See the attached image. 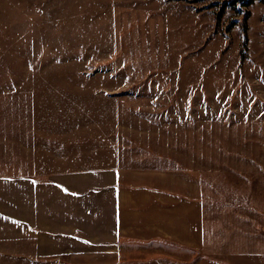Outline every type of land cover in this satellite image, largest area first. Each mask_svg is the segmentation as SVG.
Instances as JSON below:
<instances>
[{
  "label": "rangeland",
  "instance_id": "rangeland-1",
  "mask_svg": "<svg viewBox=\"0 0 264 264\" xmlns=\"http://www.w3.org/2000/svg\"><path fill=\"white\" fill-rule=\"evenodd\" d=\"M245 3L0 0V264H68L85 238L60 207L170 170L200 180L201 254L264 255V0Z\"/></svg>",
  "mask_w": 264,
  "mask_h": 264
},
{
  "label": "crops",
  "instance_id": "crops-1",
  "mask_svg": "<svg viewBox=\"0 0 264 264\" xmlns=\"http://www.w3.org/2000/svg\"><path fill=\"white\" fill-rule=\"evenodd\" d=\"M164 179L163 184H139L118 174L111 187L93 194L102 199L100 206L91 201L89 206L68 203L60 207L54 215L55 228L85 238L71 241L72 247L62 253L68 264H189V260L196 264H264V255L248 260L240 254L236 262L201 254L198 247L205 240V209L200 180L194 173L180 170H170ZM157 245L176 246L190 251L191 256L174 259L156 253ZM150 248L155 253H146ZM132 250L137 251V257L127 258L126 253ZM141 252L145 255L140 256Z\"/></svg>",
  "mask_w": 264,
  "mask_h": 264
},
{
  "label": "trees",
  "instance_id": "trees-1",
  "mask_svg": "<svg viewBox=\"0 0 264 264\" xmlns=\"http://www.w3.org/2000/svg\"><path fill=\"white\" fill-rule=\"evenodd\" d=\"M249 2H252V0H247V3H249ZM247 3H245V4H247Z\"/></svg>",
  "mask_w": 264,
  "mask_h": 264
}]
</instances>
